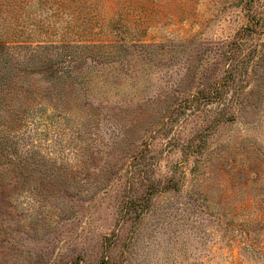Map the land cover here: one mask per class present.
Wrapping results in <instances>:
<instances>
[{
	"label": "rangeland",
	"instance_id": "rangeland-1",
	"mask_svg": "<svg viewBox=\"0 0 264 264\" xmlns=\"http://www.w3.org/2000/svg\"><path fill=\"white\" fill-rule=\"evenodd\" d=\"M0 264H264V0H0Z\"/></svg>",
	"mask_w": 264,
	"mask_h": 264
}]
</instances>
